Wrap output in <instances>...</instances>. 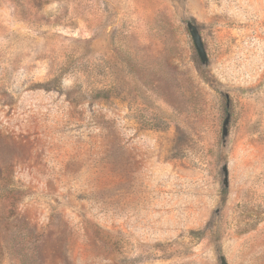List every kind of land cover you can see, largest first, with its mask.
<instances>
[{
	"label": "rangeland",
	"instance_id": "rangeland-1",
	"mask_svg": "<svg viewBox=\"0 0 264 264\" xmlns=\"http://www.w3.org/2000/svg\"><path fill=\"white\" fill-rule=\"evenodd\" d=\"M221 257L264 264V0H0V264Z\"/></svg>",
	"mask_w": 264,
	"mask_h": 264
},
{
	"label": "water",
	"instance_id": "water-1",
	"mask_svg": "<svg viewBox=\"0 0 264 264\" xmlns=\"http://www.w3.org/2000/svg\"><path fill=\"white\" fill-rule=\"evenodd\" d=\"M190 35L193 39L194 45L196 47V50L198 52V55L204 65L208 63V56L205 50V46L201 37V34L199 32V29L196 25H194L191 22H188L187 24ZM228 124H229V117L226 118L224 125H223V137L226 138L229 135L228 131ZM225 185H228L227 179L225 180ZM221 264H227V261L224 257H221Z\"/></svg>",
	"mask_w": 264,
	"mask_h": 264
}]
</instances>
